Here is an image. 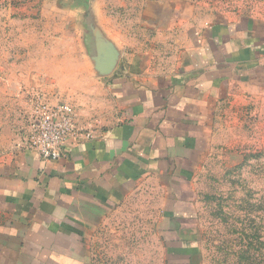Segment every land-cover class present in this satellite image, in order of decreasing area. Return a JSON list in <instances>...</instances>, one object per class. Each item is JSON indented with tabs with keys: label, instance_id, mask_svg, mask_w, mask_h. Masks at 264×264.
<instances>
[{
	"label": "rangeland",
	"instance_id": "1",
	"mask_svg": "<svg viewBox=\"0 0 264 264\" xmlns=\"http://www.w3.org/2000/svg\"><path fill=\"white\" fill-rule=\"evenodd\" d=\"M154 5L165 7L167 23L182 12V23H149ZM217 25L250 31L264 56V0H0V158L15 136L27 145L38 101L68 103L79 121L100 125L96 109L110 101L103 68L123 53L170 66L181 42ZM212 136L191 180L195 264H264V87L232 86ZM152 190L93 235L96 264H168L159 228L167 195Z\"/></svg>",
	"mask_w": 264,
	"mask_h": 264
},
{
	"label": "crops",
	"instance_id": "2",
	"mask_svg": "<svg viewBox=\"0 0 264 264\" xmlns=\"http://www.w3.org/2000/svg\"><path fill=\"white\" fill-rule=\"evenodd\" d=\"M155 6L149 23H182V12L167 23ZM240 33L217 25L187 38L170 66L123 53L102 81L110 98L96 109L102 125L79 121L91 138L68 141L60 161L15 136L0 158V264H96L93 235L153 186L167 195L159 228L168 264H195L191 180L212 147L216 106L232 86L264 87L259 43Z\"/></svg>",
	"mask_w": 264,
	"mask_h": 264
},
{
	"label": "built area",
	"instance_id": "3",
	"mask_svg": "<svg viewBox=\"0 0 264 264\" xmlns=\"http://www.w3.org/2000/svg\"><path fill=\"white\" fill-rule=\"evenodd\" d=\"M91 138L81 128L74 107L68 103L51 105L38 101L27 148L40 155L45 161H60L65 156L68 141Z\"/></svg>",
	"mask_w": 264,
	"mask_h": 264
},
{
	"label": "water",
	"instance_id": "4",
	"mask_svg": "<svg viewBox=\"0 0 264 264\" xmlns=\"http://www.w3.org/2000/svg\"><path fill=\"white\" fill-rule=\"evenodd\" d=\"M115 62H116V61H115ZM113 64H114V63H113ZM113 67H114V66H113ZM113 67H106V68H103L102 71H101V73H102L103 75H107V74H109V73L112 71Z\"/></svg>",
	"mask_w": 264,
	"mask_h": 264
}]
</instances>
